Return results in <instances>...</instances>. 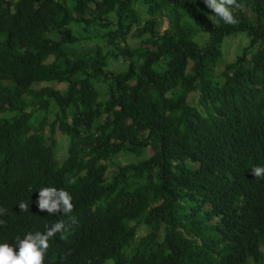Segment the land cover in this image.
Returning a JSON list of instances; mask_svg holds the SVG:
<instances>
[{
    "label": "trees",
    "instance_id": "obj_1",
    "mask_svg": "<svg viewBox=\"0 0 264 264\" xmlns=\"http://www.w3.org/2000/svg\"><path fill=\"white\" fill-rule=\"evenodd\" d=\"M237 2L227 25L203 0H0V242L61 218L35 203L54 186L78 225L45 264H264V0Z\"/></svg>",
    "mask_w": 264,
    "mask_h": 264
},
{
    "label": "clouds",
    "instance_id": "obj_2",
    "mask_svg": "<svg viewBox=\"0 0 264 264\" xmlns=\"http://www.w3.org/2000/svg\"><path fill=\"white\" fill-rule=\"evenodd\" d=\"M204 5L214 13L218 21L227 25H236L237 18L232 8H240L237 0H203ZM251 174L255 179H264V167H253ZM74 181L68 180L67 183ZM40 212H47L49 216L61 214L60 219L51 225H45V230L27 232L23 238L16 236L14 243L0 242V264H45V257L50 248L49 241L57 234L65 239V234L78 225L77 219L72 215L74 204L72 196L64 188L44 186L38 190L35 201ZM20 212H28L30 205L21 201L18 203ZM8 210L0 207V217L7 215ZM66 218V219H65ZM7 222L0 219V227H6ZM18 249V251H17ZM70 251L60 257L61 264L70 255Z\"/></svg>",
    "mask_w": 264,
    "mask_h": 264
},
{
    "label": "rangeland",
    "instance_id": "obj_3",
    "mask_svg": "<svg viewBox=\"0 0 264 264\" xmlns=\"http://www.w3.org/2000/svg\"><path fill=\"white\" fill-rule=\"evenodd\" d=\"M140 16H141V19H143L146 16L145 12L143 10L140 11ZM109 19L114 20V17L110 16ZM166 25H167L166 21L163 20L161 25H160V28L164 29L166 27ZM72 29H74V31L78 32L77 26L72 25ZM90 30H91V34L96 33V32L99 33L101 31V30H97L95 28H90ZM206 38H207L206 33L202 32L198 28H195V39L200 45H202L204 43ZM127 41L131 45H135L138 43L139 39L137 37L129 36ZM247 41H248V39L246 36H244V34L238 35L236 39H230L225 44L224 50H223L225 52L226 59L232 60L235 57V55L240 52L241 46L238 47L237 44L240 42V45H244V44H246ZM81 44L88 45V46L100 45L103 48V50H106L109 47L108 43L104 42V40L101 39L100 37L91 36V38L81 41L80 44H74L73 46H66L65 45V48L71 49L74 51H79L81 49V46H80ZM110 62L112 63V67L114 69L119 70L122 68L121 60L113 59V60H110ZM57 86L60 87L61 85L58 84ZM49 113H50L49 116L51 117L52 116V110H50ZM61 137L63 139H61L59 141L62 143V145H61V143H57V145H56V150H58L59 152H62V146H63L64 142L66 144V141H67L65 136H60V138ZM135 160H136V157L133 155H129V154L118 155L114 160V165H124V164L132 162V161L134 162ZM112 169H116V166H112L111 170ZM132 184L135 185L136 182H133ZM144 232H145V227L142 225V226H140L138 233H144ZM106 264H113V260H111V259L107 260Z\"/></svg>",
    "mask_w": 264,
    "mask_h": 264
}]
</instances>
